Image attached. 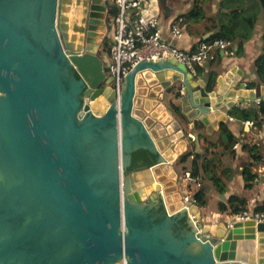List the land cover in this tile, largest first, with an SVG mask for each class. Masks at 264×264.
Instances as JSON below:
<instances>
[{"label": "water", "instance_id": "1", "mask_svg": "<svg viewBox=\"0 0 264 264\" xmlns=\"http://www.w3.org/2000/svg\"><path fill=\"white\" fill-rule=\"evenodd\" d=\"M115 11L111 0H0V264H264V221H216L184 201L175 165L188 144L172 108L209 131L264 99V85L247 86L236 65L209 83L170 57L139 61L118 96L98 53ZM142 82L178 88L175 100L145 110ZM139 150L154 158L133 167Z\"/></svg>", "mask_w": 264, "mask_h": 264}, {"label": "crops", "instance_id": "2", "mask_svg": "<svg viewBox=\"0 0 264 264\" xmlns=\"http://www.w3.org/2000/svg\"><path fill=\"white\" fill-rule=\"evenodd\" d=\"M167 5L169 9L161 7L160 13L157 16L162 36L166 41L187 52L194 48L202 38L209 37L218 32L231 33L232 38L230 40L233 42V46L228 50H219L217 58L214 61H208L202 65L203 73L197 74L199 80L208 81L206 73L213 68L218 70L221 67L219 69L221 72L223 71L222 67L230 68L236 65L242 72L247 86L249 82H254L255 85L260 82L264 85V81L259 78L255 66L256 60L261 55L264 46V0H167ZM196 5L201 8V11L197 10ZM190 10H193L196 15L194 14L192 18H186L184 22L182 15L188 13ZM181 18L183 20H180ZM175 22H178L182 29L183 35L181 37L175 35L172 30V25ZM114 28L115 23L112 24L110 31H108L110 37L113 35ZM101 47L98 53L105 61V64L109 65L110 55L106 53L104 55L101 54ZM177 91L178 88L171 91H163V89L156 91L151 86L146 85L145 82L138 85V95L142 97L141 104L145 110H148L147 106L149 102L155 98L159 100L160 104L164 103L167 108L175 100ZM259 102V100L255 102L251 101L243 103L244 105L242 106ZM151 105L154 109V104L152 103ZM185 114L187 115L186 112ZM195 121L196 119H186V122H182L181 125L186 132L184 138L188 144L187 151L194 148L195 151L202 152L203 149L199 143V133L207 135L212 140H217L220 136L221 123L225 121H221L217 127H213L209 131L204 124V128L201 131L197 130ZM226 123L239 139V143L236 145L235 157L231 154L223 156L224 166L228 170L227 174L231 177L228 181L227 192L220 194L213 186L212 181L204 173H201L199 177L201 181L199 186L197 183L184 180L185 173L190 172L188 168V164L192 160L190 159L186 165L178 161L175 165V169L180 172L182 177L184 195L193 197L194 192L202 186L207 188L209 199L212 195H216L219 200L222 195L225 196L224 198H227L232 194H243L250 199V204L254 203L256 206L264 201V121L262 126L257 128L254 122L251 125L247 121L238 120L230 114V118ZM245 144L256 146L261 154V158L256 160L251 152L245 148L243 149V145ZM246 167L252 168L257 173L255 185L250 190L245 189L243 171ZM213 206L214 210H209V204L202 208L206 213L213 215L216 221H229L232 218V213L218 210V203L216 205L213 204ZM239 253L257 257L256 250L254 252L239 251Z\"/></svg>", "mask_w": 264, "mask_h": 264}, {"label": "built area", "instance_id": "3", "mask_svg": "<svg viewBox=\"0 0 264 264\" xmlns=\"http://www.w3.org/2000/svg\"><path fill=\"white\" fill-rule=\"evenodd\" d=\"M117 14L114 17L115 28L111 37L112 47L109 63L110 75L114 77L113 87L119 96L127 73L141 60H161L174 57L185 63L189 69L197 73V67L217 58L219 50H228L233 42L217 38L213 41H199L190 51H185L162 36L157 16L146 18L142 10L150 5V0H115ZM180 20H183L181 18ZM175 35L181 37L182 29L178 22L172 25ZM253 124V121H247ZM184 180L201 184L190 172H186ZM185 202L197 203L194 197L184 195ZM235 219L264 221V211H256L251 203L248 210L231 215ZM125 264V263H123Z\"/></svg>", "mask_w": 264, "mask_h": 264}, {"label": "trees", "instance_id": "4", "mask_svg": "<svg viewBox=\"0 0 264 264\" xmlns=\"http://www.w3.org/2000/svg\"><path fill=\"white\" fill-rule=\"evenodd\" d=\"M197 10L201 11V8L196 5ZM117 11L115 12V15ZM196 15L193 10L182 15L184 22L186 18H192ZM217 38H223L230 40L231 33L229 32H218L210 35L209 37L202 38L201 40L213 41ZM111 39H108L106 43L103 44V50L106 54L111 56ZM256 70L259 78L264 81V46L261 55L257 58ZM203 67H197V74H201ZM209 83L214 82L217 76V69H211L206 73ZM254 82H249L248 86H254ZM238 104L231 111L230 114L238 120L242 121H253L257 128L262 126L264 121V99L259 103L250 104L247 106H242ZM172 108L177 116L186 122L187 117L181 112L178 105L172 104ZM188 120V119H187ZM196 129L201 131L204 128L202 121L196 119L195 121ZM199 143L202 147V152L195 151L194 148L189 149L184 154H182L178 160L181 164H188L190 159L191 162L188 164V168L191 174L199 180L201 173H204L209 180L212 181L213 186L220 194H225L227 192L228 181L231 179L230 175L227 174V168L224 166L223 156L225 154H231L233 157L236 155V145L239 143V139L234 133V131L227 125L226 122L221 123L220 136L217 140H212L210 137L203 133H199ZM251 152L256 160L261 158L260 152L257 147L251 144L243 145V149ZM221 149V151H220ZM154 158L147 150H139L134 154L133 167H136L140 160L150 161ZM230 170V169H229ZM243 177L245 179V189L250 190L255 185V179L257 173L253 171L252 168L246 167L243 171ZM201 183V181L199 180ZM197 203L201 207H205L209 203V192L205 187H199L193 194ZM250 206V199L243 194H232L227 198H220L218 200V210L221 212H229L236 214L248 210ZM256 211H264V201L261 204L255 206Z\"/></svg>", "mask_w": 264, "mask_h": 264}, {"label": "rangeland", "instance_id": "5", "mask_svg": "<svg viewBox=\"0 0 264 264\" xmlns=\"http://www.w3.org/2000/svg\"><path fill=\"white\" fill-rule=\"evenodd\" d=\"M112 2H114L115 0H111ZM101 54H105V52H104V50H103V46L101 47ZM212 203V205H210ZM218 203V197L216 196V195H212V197L209 199V210H214L213 208H214V206H213V204H217ZM118 264H121V263H118Z\"/></svg>", "mask_w": 264, "mask_h": 264}, {"label": "flooded vegetation", "instance_id": "6", "mask_svg": "<svg viewBox=\"0 0 264 264\" xmlns=\"http://www.w3.org/2000/svg\"><path fill=\"white\" fill-rule=\"evenodd\" d=\"M116 12V11H115ZM114 17H115V13L113 14V17H112V24L114 23ZM112 24H111V26H112ZM110 33V32H109ZM107 35H108V39H110L111 37H110V34H108V32H107ZM101 46H103V44L101 45Z\"/></svg>", "mask_w": 264, "mask_h": 264}, {"label": "bare ground", "instance_id": "7", "mask_svg": "<svg viewBox=\"0 0 264 264\" xmlns=\"http://www.w3.org/2000/svg\"><path fill=\"white\" fill-rule=\"evenodd\" d=\"M238 221H243V219H238ZM121 264H123V262H121Z\"/></svg>", "mask_w": 264, "mask_h": 264}]
</instances>
